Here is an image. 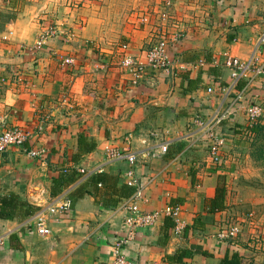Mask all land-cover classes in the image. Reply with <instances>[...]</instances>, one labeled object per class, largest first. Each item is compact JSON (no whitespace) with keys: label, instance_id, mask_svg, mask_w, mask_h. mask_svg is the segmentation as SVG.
Wrapping results in <instances>:
<instances>
[{"label":"crops","instance_id":"0c3cea01","mask_svg":"<svg viewBox=\"0 0 264 264\" xmlns=\"http://www.w3.org/2000/svg\"><path fill=\"white\" fill-rule=\"evenodd\" d=\"M11 1L0 0V37L9 39L0 42V118L7 128L32 133L27 147L45 151L37 158L18 147L0 153V204L13 196L14 209L12 216L0 215V264L114 263L113 246L125 234L121 204L135 187L128 184L130 164L111 160L107 146L137 154L133 168L143 186L141 209L181 206L180 228L160 217L137 232L125 247L128 257L137 264H219L225 253L241 256L220 236L228 190L194 120L211 118L223 102H235L220 129L222 162L232 164L228 153L251 132L245 107L261 102L264 74L252 82L233 81L225 61L250 59L264 31V0H201L208 10L206 31L194 26L197 17H182L190 0H172L180 11L174 24L184 34L170 43L174 68H146L136 82L121 66L123 55L144 63L159 35L174 31L171 23L155 30L156 11L131 13L136 0H117L112 10L102 2L89 15V8L70 2L65 35L58 33L29 51L22 44H34L39 32L48 30L39 25L49 14L36 0ZM99 7L104 11L97 12ZM11 8L19 9L16 17ZM143 15L148 17L144 23L138 19ZM67 57L72 64L61 61ZM160 144H167L164 153ZM153 151H158L155 156ZM221 191L223 207L209 211V200ZM61 196L71 199V208L49 217L50 234L38 235L33 218Z\"/></svg>","mask_w":264,"mask_h":264},{"label":"rangeland","instance_id":"374dc122","mask_svg":"<svg viewBox=\"0 0 264 264\" xmlns=\"http://www.w3.org/2000/svg\"><path fill=\"white\" fill-rule=\"evenodd\" d=\"M8 1L9 4L12 3L11 0ZM36 1H38L37 4L44 5L42 7L44 12L43 14L46 16L49 14L48 18L43 19L45 24L41 22V25H39L40 27H47L48 30L42 29L41 32H39V36L34 44H22L24 46L22 48L23 50L30 51L33 50V47L34 49L37 47H41L46 42V40H48V37H46L45 40H43L42 38L43 34L46 32H53L50 37H53L58 33H61L62 36L65 35L63 31H67V28L70 26V24L67 23V17L65 19V16L68 13V9L66 7H68V4L70 2H73L74 4L72 3L71 5L77 8L78 6H82L80 8H89L91 13L89 15H94V13L96 12V6H101L100 4L102 2H106L108 4L107 9L109 10H112L114 8L112 7V3L117 4V0ZM136 1L137 2L134 3L133 7L130 6L129 8L131 10V13L134 11L139 13L141 11H145L147 8H149L152 13H155L156 11L159 22L162 23L161 25L159 22L156 24V31H158L162 27V25H168L169 23H171L169 28L172 30L174 29V31H170V34L166 36L169 38L171 34H173V36H176V34H178L179 41L184 38L181 27L178 26L177 23L174 24V20L176 18L175 14L179 10L176 9V6H172V0ZM189 2L190 3L188 5L190 6L184 7L186 10H189V12L183 11L182 17H185L184 19H186L188 15L197 17L199 19L197 20L198 24L195 23L194 26L203 28V30L206 31L208 26L205 27L206 24L203 23L205 22L206 13L208 10L204 8L203 5H201V0H190ZM13 9L15 8H11V11L8 12L13 13L12 16L16 17V13L19 9ZM129 9L125 8V12L129 13ZM97 10V12L101 13L104 11V8L99 7ZM196 14H202L203 16L200 17ZM139 18L141 19L140 22L144 23L148 21V17L146 15H143L141 17L138 16V19ZM33 21H35V19H33ZM35 22L33 24H35ZM221 23L223 24V22ZM49 27L54 29H49ZM10 35L11 31H9L8 33V36ZM160 37L161 35H159V38ZM4 40L9 39H2L0 37V42ZM144 55L145 57H143V59L147 57V51ZM69 58L73 59L72 57ZM134 59L137 60L136 57ZM138 61L142 62V59L138 58ZM143 62V64H145L147 61ZM183 63L184 62L182 61H178V64ZM146 68L151 69L150 67ZM234 103V101H232L231 104L229 101L223 102V108L219 109L218 106V108L215 109L214 113H216L218 110H220L221 112L227 110V116H230L231 110L235 106ZM249 104H256L260 106L259 108L261 109V112L256 122L260 130L257 132H246L242 137L243 143L240 144L239 148L228 153L231 154L233 158L232 164H227L225 161L222 165L218 164L221 171L220 176L223 177V180L226 183V188L228 190V200L226 202L227 205L222 210V213H220V222L222 224V240L229 243V245L232 246L233 251H241L243 264H264V93L262 94V100L260 103ZM220 129L221 126L216 128V131L219 134H221ZM223 150L224 147H221V157ZM195 264L206 263L196 261Z\"/></svg>","mask_w":264,"mask_h":264},{"label":"built area","instance_id":"2783aa9c","mask_svg":"<svg viewBox=\"0 0 264 264\" xmlns=\"http://www.w3.org/2000/svg\"><path fill=\"white\" fill-rule=\"evenodd\" d=\"M54 29V28H50ZM53 32H46L43 34V40L46 37H50ZM2 39H7V36H2ZM178 34L176 36L167 37L165 34L156 40V42L147 50L146 63L143 64L138 59H134L133 56L125 54L121 58L122 68L129 72L134 77V82L137 78H140L141 73L144 72L146 67H150L154 71H169L174 68L175 62L170 58L169 47L170 43L179 42ZM39 43V41H38ZM44 43V42H42ZM64 64H72L73 60L69 57L61 60ZM183 66V64H180ZM225 65L230 69V74L233 81H237L241 77L246 78L248 82H252L254 76L264 74V31L258 37L256 46L252 55L248 61H242L236 57H229L225 61ZM225 91V89H221ZM211 91V88H208ZM239 99L241 94L238 95ZM259 105L249 104L246 109L247 121L250 125L257 122L260 116L261 109ZM228 111L218 110L211 118L204 119L197 116L194 120L195 125L199 129V139L206 141L208 146V153L212 162L216 164H222V157L220 148L224 147L225 137L216 131L217 127H220L225 120L228 119ZM202 134V136H201ZM33 140V135L29 131L20 128L18 126L5 127L3 120L0 119V153L5 152L8 149L18 147L21 148L27 155L33 158L41 157L44 153V149H35L33 147H27L26 143H30ZM223 145V146H222ZM167 150V144H160L159 153H164ZM107 156L111 160L124 159L130 164L131 169L128 170V184L135 187L134 194L121 204L126 212L123 220L125 227V234L122 238L117 240L113 246V264H137L135 259L128 257L125 253V247L135 238L137 232L144 228L149 227L157 223L160 217H169L178 229L182 225L180 219L181 206L180 205H165L163 208L153 211H145L140 208L139 202L143 195V186L138 182L134 175L135 162L137 161V154L133 152L121 151L115 147H106ZM158 152V151H156ZM153 151L152 156L156 155ZM71 199L67 196L58 197L53 203L47 205L44 209L40 210L34 219V228L38 235L47 236L51 230L48 225V218H57L62 216L71 208ZM221 238L223 233H221ZM3 237H0V250L3 247Z\"/></svg>","mask_w":264,"mask_h":264},{"label":"trees","instance_id":"16d2710c","mask_svg":"<svg viewBox=\"0 0 264 264\" xmlns=\"http://www.w3.org/2000/svg\"><path fill=\"white\" fill-rule=\"evenodd\" d=\"M260 128L257 125V123H254L250 128L249 131L251 132H257L259 131ZM13 200V196L7 197V199L3 198L1 200V204H0V215L3 217H9L12 216V212H13V207H12V202ZM223 207V192L221 191L219 193V197H214L211 200H209V204H208V209L209 211H215V210H219ZM28 211L27 214H31L33 211L30 209L31 205H28ZM183 255H186V253H183ZM219 264H243L242 263V259L241 256L238 252H233L231 255H228L227 253H225V255L223 256V258H221Z\"/></svg>","mask_w":264,"mask_h":264}]
</instances>
